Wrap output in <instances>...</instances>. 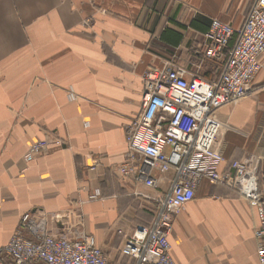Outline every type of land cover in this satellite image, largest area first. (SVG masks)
<instances>
[{
    "label": "crops",
    "instance_id": "obj_1",
    "mask_svg": "<svg viewBox=\"0 0 264 264\" xmlns=\"http://www.w3.org/2000/svg\"><path fill=\"white\" fill-rule=\"evenodd\" d=\"M252 2L0 0V247L31 213L54 237L95 236L119 264L126 236L151 223L174 177L163 174L149 188L116 170L141 110L146 71L175 57L216 78L223 60L206 55V31L192 22L218 17L238 32ZM166 29L180 34L178 44L162 38ZM261 60L249 94L216 113L220 170L238 161L248 172L240 191L201 181L175 217L176 264L257 262L259 221L248 195L264 198V54ZM48 134L63 144L27 162L30 145Z\"/></svg>",
    "mask_w": 264,
    "mask_h": 264
},
{
    "label": "built area",
    "instance_id": "obj_2",
    "mask_svg": "<svg viewBox=\"0 0 264 264\" xmlns=\"http://www.w3.org/2000/svg\"><path fill=\"white\" fill-rule=\"evenodd\" d=\"M204 47L207 56L223 60L214 79L183 68L175 57L144 75L141 110L127 128V151L116 170L149 188H158L163 174L173 171L174 177L151 223L137 224L126 236L119 264H176L170 243L175 217L194 199L201 181L239 190L248 172L246 162L238 161L232 170H220L225 157L216 147L222 128L216 113L245 98L263 70L264 0H253L238 32L213 18ZM51 143L63 141L53 134L35 141L26 161L43 154ZM248 196L259 221L255 264H264V198ZM0 264H111V260L95 236L54 237L26 213L10 241L0 247Z\"/></svg>",
    "mask_w": 264,
    "mask_h": 264
},
{
    "label": "trees",
    "instance_id": "obj_3",
    "mask_svg": "<svg viewBox=\"0 0 264 264\" xmlns=\"http://www.w3.org/2000/svg\"><path fill=\"white\" fill-rule=\"evenodd\" d=\"M202 23H203L204 25H203ZM192 25H193L195 28H198V29H201V30H205V31H207V30L209 29V27H210V21L207 20V19H205V18H196V19L193 20ZM204 26H205V27H204ZM206 26H207V27H206ZM167 31H170V33H169V32L167 33ZM236 35H237V33H235V36H236ZM235 36H234V37H235ZM162 38H163L164 40H166L167 42H169V43L178 44L179 41H180L181 36H180V34L175 33V32H173V31L170 30V29H166V30L163 32V34H162ZM234 39H235V38H234ZM234 39H232V41L230 42V46L233 44Z\"/></svg>",
    "mask_w": 264,
    "mask_h": 264
},
{
    "label": "rangeland",
    "instance_id": "obj_4",
    "mask_svg": "<svg viewBox=\"0 0 264 264\" xmlns=\"http://www.w3.org/2000/svg\"><path fill=\"white\" fill-rule=\"evenodd\" d=\"M73 93V92H72ZM72 99H75V96L73 94H71L70 96ZM123 245V244H122ZM122 247V246H121Z\"/></svg>",
    "mask_w": 264,
    "mask_h": 264
}]
</instances>
